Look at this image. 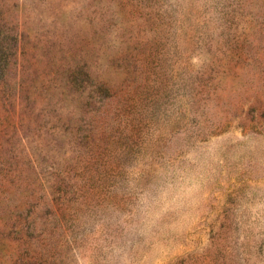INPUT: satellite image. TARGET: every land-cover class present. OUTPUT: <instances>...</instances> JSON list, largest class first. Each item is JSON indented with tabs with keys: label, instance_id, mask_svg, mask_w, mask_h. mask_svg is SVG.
<instances>
[{
	"label": "rangeland",
	"instance_id": "1",
	"mask_svg": "<svg viewBox=\"0 0 264 264\" xmlns=\"http://www.w3.org/2000/svg\"><path fill=\"white\" fill-rule=\"evenodd\" d=\"M256 91L264 0H0V264H264Z\"/></svg>",
	"mask_w": 264,
	"mask_h": 264
},
{
	"label": "trees",
	"instance_id": "2",
	"mask_svg": "<svg viewBox=\"0 0 264 264\" xmlns=\"http://www.w3.org/2000/svg\"><path fill=\"white\" fill-rule=\"evenodd\" d=\"M256 90H259V87ZM258 92L259 91H256L255 94H254L255 98H256L255 105H260L261 107H264V95L259 96ZM247 101H249V100H247ZM250 103L252 105V108H254V106H253L254 102H250ZM252 111H254V109H252ZM244 114H246V113L244 112ZM242 126L243 127L248 126L251 129L259 131V130L264 129V119L260 120L254 114V115L251 116V118H250V120L248 122H243Z\"/></svg>",
	"mask_w": 264,
	"mask_h": 264
}]
</instances>
